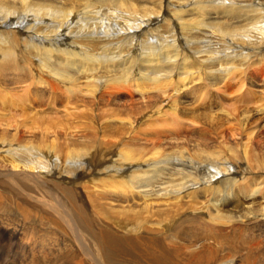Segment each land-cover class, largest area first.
I'll list each match as a JSON object with an SVG mask.
<instances>
[{"label":"bare ground","instance_id":"obj_1","mask_svg":"<svg viewBox=\"0 0 264 264\" xmlns=\"http://www.w3.org/2000/svg\"><path fill=\"white\" fill-rule=\"evenodd\" d=\"M5 99L0 264H264V0H0Z\"/></svg>","mask_w":264,"mask_h":264},{"label":"rangeland","instance_id":"obj_2","mask_svg":"<svg viewBox=\"0 0 264 264\" xmlns=\"http://www.w3.org/2000/svg\"><path fill=\"white\" fill-rule=\"evenodd\" d=\"M240 103V104H239ZM236 104V106H242L241 102H239ZM2 104V105H1ZM7 104L6 102V99L2 102H0V122L3 123V120L6 121V120H15V121H18L20 123H22L23 121H27L29 122V120L27 119L26 114L24 112H22L20 109H18V106L16 105H5ZM16 106V107H15ZM11 107V108H10ZM98 118H95L94 120H96ZM90 119H87V122L89 121ZM104 120V119H103ZM102 121V120H101ZM100 120L98 122H101ZM160 121V122H159ZM149 122V123H148ZM164 124V121L163 119H156V118H153V116L151 115L150 117H145L143 119H139V124L138 126L136 127L135 131L136 133L132 132H127V137H129L131 140H128L129 143H132V144H136V145H141L144 147L146 146V143L148 145L149 142H151V140L155 137H159V135L161 136V134L163 135V132L166 131L164 130L165 127L163 126ZM142 125V126H141ZM144 127V128H143ZM157 127V128H156ZM138 129V130H137ZM141 131V132H140ZM147 131V132H146ZM158 131V132H157ZM146 132V133H145ZM157 132V133H156ZM129 133V134H128ZM131 134V135H130ZM149 136H148V135ZM153 134V135H152ZM159 134V135H158ZM88 136L90 137H93L95 136V134H91V133H87ZM86 135V136H87ZM93 135V136H92ZM102 135V136H101ZM124 137V134L122 135ZM147 136V137H146ZM133 137V138H132ZM139 139L136 141V138ZM141 137V138H140ZM100 139V141L98 140V143L101 145V142H104L106 145H112V147H114L113 149H119L120 147V141L122 139V137L119 135V136H116L115 134L113 136H110V135H106V134H103L102 131H100V135L97 134L96 135V139ZM109 138V139H108ZM135 138V139H134ZM147 138V139H146ZM149 138V139H148ZM94 139V137H93ZM134 139V140H132ZM144 139V140H143ZM95 140V139H94ZM140 143H139V142ZM142 141V142H141ZM146 141V142H145ZM112 142V143H111ZM114 144V145H113ZM146 147H149L150 146H146ZM148 148V149H149ZM147 149V150H148ZM13 254L10 253V255H8L7 257V260L10 261L11 258H12ZM24 264H29V261H26V262H23ZM22 263V264H23Z\"/></svg>","mask_w":264,"mask_h":264}]
</instances>
